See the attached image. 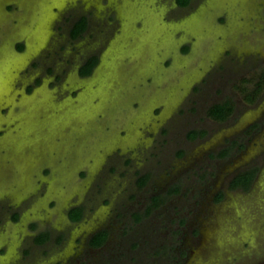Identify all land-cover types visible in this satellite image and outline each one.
Returning a JSON list of instances; mask_svg holds the SVG:
<instances>
[{
    "label": "rangeland",
    "instance_id": "1",
    "mask_svg": "<svg viewBox=\"0 0 264 264\" xmlns=\"http://www.w3.org/2000/svg\"><path fill=\"white\" fill-rule=\"evenodd\" d=\"M263 71L264 0H0V264H264Z\"/></svg>",
    "mask_w": 264,
    "mask_h": 264
},
{
    "label": "trees",
    "instance_id": "2",
    "mask_svg": "<svg viewBox=\"0 0 264 264\" xmlns=\"http://www.w3.org/2000/svg\"><path fill=\"white\" fill-rule=\"evenodd\" d=\"M180 5H187L190 3L191 0H177ZM88 26V19L86 16H83L79 18L75 24L73 25L72 28V35L75 37L81 35L83 31L87 28ZM99 61V57L97 55H92L89 57L86 62L83 64L81 68V72L83 74H89L93 71L94 67L97 65ZM264 85V71L262 72L260 78L257 80L256 85L252 88L251 91L246 89V95L245 98L248 99L249 102H253L257 96L258 93L261 91L262 87ZM235 109V104L234 101L231 99H225L221 102H216L212 104L209 109H208V114L218 120H225L227 119ZM205 134V130H192L190 133L191 137H196L198 135H203ZM258 168L257 167H252V168H247L245 170H242L238 172L231 180L230 186L235 188V187H242L244 189H249L257 175ZM149 174H144L140 176L139 183L140 185H144L147 181ZM223 192V191H222ZM223 196V195H222ZM219 199V197H218ZM159 204V203H158ZM156 204L155 206H157ZM83 206H74L70 210V216L73 220H79L83 217ZM140 218V217H139ZM107 230H100L96 232L92 237H91V244L94 246H101L103 245L108 237V233L106 232ZM50 238V232L49 231H41L37 237L36 240L38 242H44L47 239Z\"/></svg>",
    "mask_w": 264,
    "mask_h": 264
},
{
    "label": "flooded vegetation",
    "instance_id": "3",
    "mask_svg": "<svg viewBox=\"0 0 264 264\" xmlns=\"http://www.w3.org/2000/svg\"><path fill=\"white\" fill-rule=\"evenodd\" d=\"M97 232H98V231H97ZM94 234H95V233H94ZM94 234H93V235H94Z\"/></svg>",
    "mask_w": 264,
    "mask_h": 264
}]
</instances>
